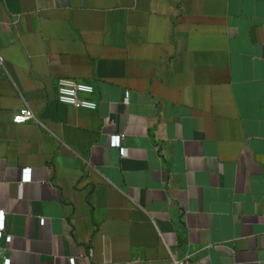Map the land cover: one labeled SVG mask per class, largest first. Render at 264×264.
Here are the masks:
<instances>
[{
    "label": "crops",
    "instance_id": "0c3cea01",
    "mask_svg": "<svg viewBox=\"0 0 264 264\" xmlns=\"http://www.w3.org/2000/svg\"><path fill=\"white\" fill-rule=\"evenodd\" d=\"M0 55V264H264V0H0Z\"/></svg>",
    "mask_w": 264,
    "mask_h": 264
},
{
    "label": "built area",
    "instance_id": "2783aa9c",
    "mask_svg": "<svg viewBox=\"0 0 264 264\" xmlns=\"http://www.w3.org/2000/svg\"><path fill=\"white\" fill-rule=\"evenodd\" d=\"M5 62L3 57L0 55V73L4 69ZM95 92L94 86L89 83L78 82L73 79L60 78L56 85V98L58 103L63 105L71 106L75 109H86L94 111L97 109L98 104L96 101L92 100V96ZM33 118V114L30 111H25L21 115H16L14 117V123H24ZM123 136H113L111 138V146L118 148L122 156L125 155L126 149L122 145ZM30 180V169L23 170L22 181ZM4 223L5 214L0 211V238L4 235ZM41 224H44V220H41ZM11 237H6V241L10 242ZM9 260L6 259L4 264H9ZM70 264H74V259H71ZM174 264H186L183 261H178L174 259Z\"/></svg>",
    "mask_w": 264,
    "mask_h": 264
}]
</instances>
